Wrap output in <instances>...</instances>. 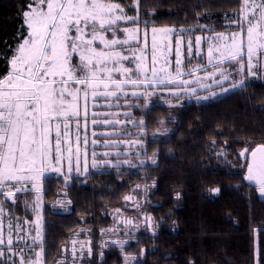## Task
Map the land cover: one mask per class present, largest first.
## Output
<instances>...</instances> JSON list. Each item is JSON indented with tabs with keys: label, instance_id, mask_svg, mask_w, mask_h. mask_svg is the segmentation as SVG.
<instances>
[{
	"label": "trees",
	"instance_id": "trees-1",
	"mask_svg": "<svg viewBox=\"0 0 264 264\" xmlns=\"http://www.w3.org/2000/svg\"><path fill=\"white\" fill-rule=\"evenodd\" d=\"M29 2L0 0V77L9 71L10 49L26 34L21 13ZM112 2L136 14L133 0ZM239 7L240 0H140L139 24L151 21L147 27L194 28L197 32L206 26L224 32ZM139 100L132 116L146 122V135L140 136L143 166H112L115 162L84 176L72 175L67 181L61 175L42 179L45 264H55L82 227L93 238L92 255L82 264H124L115 245L98 256V232L111 225L107 210L121 207L132 186L150 181L154 189L144 205L158 226L153 232L146 226L129 235L124 253L135 257L132 264H255L257 253L264 264V200L243 179L247 157L239 155L246 147L264 143V82L247 81L243 89L175 107L154 100L144 108V98ZM160 120L170 131L152 137L161 128ZM222 151L224 155H218ZM154 153L156 165L147 162ZM217 188L218 194H209V189ZM27 194L18 193L15 203L6 200L3 204L20 220L23 212L29 214L24 202ZM62 195L69 210L52 209Z\"/></svg>",
	"mask_w": 264,
	"mask_h": 264
},
{
	"label": "snow or ice",
	"instance_id": "snow-or-ice-1",
	"mask_svg": "<svg viewBox=\"0 0 264 264\" xmlns=\"http://www.w3.org/2000/svg\"><path fill=\"white\" fill-rule=\"evenodd\" d=\"M132 6L136 12L133 16L127 15L125 8L112 0H30L25 6L21 17L27 34L20 38L14 50L10 49L12 55L7 58L9 71L0 77V197L5 198L0 200V213L4 211L6 200L16 202L18 193L32 190L39 193L40 182L47 172L63 175L66 181L72 178L73 172L81 174L82 156L83 173H88L86 129L89 104L96 107V101L115 98L119 106L121 94L127 96L125 86L151 88L153 84L163 88L174 85L178 90L169 91V95L178 100L187 94L197 101H208L229 91L243 89L249 79H264V0H240L239 10L231 20V25H235L237 30L228 36L213 30L206 57L199 47L204 38L195 36L194 40L191 37L188 39L187 56L193 57L195 44V56L206 60L203 64H197L191 69L182 67L179 58L181 40H177L174 74L167 67V59L165 67L156 66V37L159 35L162 40H166L170 33L180 34L190 29L152 27V55L149 64L146 62L148 58L145 49L149 31L147 25L151 21H145V28L141 30L140 0H133ZM154 12L153 9L152 14ZM121 21L136 27H121ZM141 31L145 37L144 48L139 47ZM121 36L124 38L121 39ZM133 41L137 42L135 48L131 46ZM197 71L204 72V76L195 75ZM185 73L193 77L201 88L209 89V93L197 95V89L190 86L192 82L183 78ZM117 75L122 78H116ZM208 79L211 84L201 83ZM212 85L218 87L219 92L211 91ZM132 95L147 98L155 95V89L143 93L133 92ZM143 107L148 108V104ZM261 110H264V106ZM99 115L91 113L93 125L100 122ZM103 123L119 121L105 119ZM145 123L144 119L135 121L141 129L138 136L146 135L143 132ZM159 124L161 128L152 134L154 137L166 136L170 131L164 127V120H160ZM82 127L85 129L83 140L79 134ZM73 128L76 130L74 139ZM81 142L85 146L83 154ZM92 143L97 141L93 140ZM135 143L143 147L141 140ZM212 143L215 144V141ZM96 155L92 152L93 168L97 167ZM218 155L223 156L224 152ZM239 155L250 157L246 163L247 174L243 179L254 182L259 193L264 196V143L251 149L246 147ZM155 156L154 153L148 157L147 162L156 165ZM104 163L111 162L105 160ZM120 163L131 162L118 161L112 166L118 167ZM139 163L143 166L146 161L141 160ZM131 166L136 167L134 164ZM29 183L31 188L27 187ZM208 192L218 194L220 189H209ZM179 196L180 193H177V199ZM124 199L130 200L131 197L125 196ZM34 223L36 235L32 237V244H28L19 235L22 229L18 224H9L7 238L0 226V264H45L40 219ZM126 223L132 224V220ZM37 241H40L39 245ZM21 243L24 247H20ZM36 247L40 248L39 252L35 251ZM254 260L255 264H260L258 253ZM56 264H64V261L59 260Z\"/></svg>",
	"mask_w": 264,
	"mask_h": 264
},
{
	"label": "rangeland",
	"instance_id": "rangeland-1",
	"mask_svg": "<svg viewBox=\"0 0 264 264\" xmlns=\"http://www.w3.org/2000/svg\"><path fill=\"white\" fill-rule=\"evenodd\" d=\"M115 3V2H114ZM126 11V10H125ZM127 15L133 16L132 13H128ZM235 18V16H234ZM121 27H136V25H126L123 21L119 22ZM151 26L148 27L149 31L147 34V48L145 49V55L148 58L146 60L147 63H151L150 57L152 55V33L150 29ZM139 28L143 30L145 26L139 24ZM160 28V27H157ZM182 27L176 28L180 29ZM228 30L224 32H215V33H223L225 36H228L231 32L236 31L235 25H231V21L228 22ZM190 29V31H185L183 33H170L166 40H162L159 35L156 37V56H157V68L165 67V59L168 61L167 67H169L170 71H173L175 68V60L177 59L176 51H177V40H181V44L179 45L180 51V59L182 61V67H186L188 69L194 68L197 64H203L206 60L200 59V57L195 56L196 46L193 44V57L187 56V49L186 44L188 39L191 37L193 40L195 36H202L204 39L199 46L202 49V55L206 57V51L208 46V41L212 39L213 31L209 30V27L202 26L201 29L197 32L194 28H185ZM26 34L27 30L25 29ZM25 34V35H26ZM121 39L124 37L121 36ZM221 44L223 41L220 42ZM137 42L133 41L131 46L133 48L136 47ZM145 45V37L143 31H141L139 35V47L144 48ZM131 55V53H126ZM139 54V51H137ZM190 61V63H189ZM127 63V62H125ZM227 66V64L225 65ZM211 68V66H209ZM197 76H204V72L197 71L195 73ZM116 78H122L117 75ZM184 79L190 80L192 83L190 84L191 87H195L197 89V95H207L209 93V89L201 88L197 85L193 79V77L188 76L186 73L183 77ZM248 81H261L264 82V79H249ZM201 83L203 84H211V80H202ZM227 86V85H225ZM189 87V86H185ZM155 89V95L149 96L145 98L144 96H133V92L143 93L145 91H152ZM178 90L174 85H170L168 88H163L162 86H158L153 84L151 88L147 86H142L139 88H133L132 86L128 85L125 86L124 91L127 93V96L121 94V98L118 102L115 101V98H110L108 100L101 99L96 101V107H93L92 104H89V122L86 129L87 132V151H88V165L89 171L92 170H100L107 165H111L115 162H122L124 160H129L134 165H139V161L143 160L140 158L142 154L143 147L139 144H136L135 141L138 139L142 141L140 136L137 135L141 130L136 126L135 120L132 116L133 109L136 108L139 104V98H144L145 104L150 105L154 100L158 102L168 104V105H177L182 104L184 102H188L191 100H195L194 98H189L187 94L182 95L179 97V100L169 95V91ZM211 91L219 92V88L215 85H212ZM226 94V93H225ZM224 95V94H222ZM221 96V95H219ZM217 96V97H219ZM98 113V120L100 121L98 124L93 125L91 123V113ZM107 119L108 121H119V123H108L105 124L103 121ZM83 125V121H82ZM134 127V128H133ZM95 132L96 135L93 136L92 133ZM123 133V134H122ZM76 130L75 128L72 129L73 139L75 137ZM80 136L83 140L85 135V129L82 127L80 130ZM153 134V133H152ZM151 134V135H152ZM152 137H154L152 135ZM159 137V136H156ZM96 140L97 143L93 144L92 141ZM104 141H108V143H104ZM143 143V141H142ZM75 147V145H73ZM81 153L83 154L85 150V146L81 142L80 145ZM92 152H95L97 155L95 157L97 167L93 168V157ZM107 153L108 155H104ZM140 154L137 156V154ZM119 154V155H118ZM110 161V164H105L104 161ZM129 164V165H130ZM88 171V172H89ZM88 173H83V156L81 159V174H76L73 172L71 175L77 176H84ZM45 175H60L54 172H47ZM63 178L64 176L61 175ZM140 187L137 188V185H134L130 188V190L126 193L125 196H130V200L123 199L122 205L116 209H109L107 213L112 218L111 225L107 228H102L98 232V239H97V246H98V256H103L107 248L111 245H115L119 253L124 257V264H132L134 259L132 256L125 255L124 253V246L129 242V235L137 233V231L143 227L148 226V230L155 231L157 229V223L152 216H149L150 213L146 210V206L144 205L146 201H148L149 193L154 189V184L152 181L146 184H140ZM28 188H31V184L27 185ZM41 182H40V192L37 193L35 190L29 191L26 196L27 200V209L29 210V214L27 211L23 212V220L18 219L17 216H13L10 212L3 205L4 211L0 213V221H2V228L4 230V236L7 238L9 235V224L19 225L22 231H20L19 235L23 236L28 244H32V237L36 235V225L35 221L40 219V228L42 226V214H41V207H42V191H41ZM27 193V192H26ZM25 194V193H22ZM25 202V201H24ZM68 204V202H67ZM137 204L139 207H137ZM52 209L58 211H68L69 206L66 205V198L62 196H58L56 198L55 203L51 205ZM146 218H150V220H146ZM127 220H132V224H127ZM28 221V223H25ZM147 223V225H146ZM42 232V228H41ZM15 239V233H13ZM42 237V233H41ZM123 241L124 243L121 244L120 242ZM75 242V243H73ZM37 245L40 244V241L36 242ZM92 245H93V238L91 231L86 228L82 227L78 229L71 237L70 242L67 246L63 248V252L61 256L58 258L57 261L63 260L64 264H82L85 258H90L92 255ZM20 247H24V244L21 243ZM27 252V249L25 250ZM36 252L40 251L39 247L35 248ZM75 253V255L73 254ZM13 259H18L17 257H13ZM56 261V262H57ZM55 262V264H56Z\"/></svg>",
	"mask_w": 264,
	"mask_h": 264
},
{
	"label": "water",
	"instance_id": "water-1",
	"mask_svg": "<svg viewBox=\"0 0 264 264\" xmlns=\"http://www.w3.org/2000/svg\"><path fill=\"white\" fill-rule=\"evenodd\" d=\"M257 146V145H256ZM255 146V147H256ZM254 148V147H253ZM250 157H247V160L249 159ZM247 174V168L245 169V175ZM244 175V176H245ZM246 181V180H245ZM247 183H249V184H251V185H253L254 187H256V191H257V194H258V196H259V198L260 199H262V200H264V196H262L260 193H259V191L257 190V186L255 185V183L254 182H249V181H246Z\"/></svg>",
	"mask_w": 264,
	"mask_h": 264
}]
</instances>
